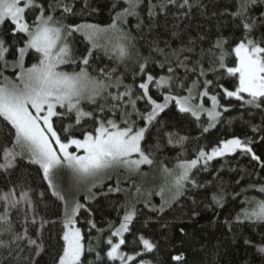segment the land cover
Instances as JSON below:
<instances>
[{
	"label": "snow or ice",
	"instance_id": "6c2138e0",
	"mask_svg": "<svg viewBox=\"0 0 264 264\" xmlns=\"http://www.w3.org/2000/svg\"><path fill=\"white\" fill-rule=\"evenodd\" d=\"M120 3L113 0L115 14L101 27L65 22L97 12L91 0H0V25H11L0 35V264H39L56 225L51 264H167L144 258L159 248L144 233L160 222L166 206L190 192L195 204L199 190L213 188L208 206H224L223 166L212 169L210 162L239 154L264 171V156L253 148L264 144V0H236L235 11L212 14L231 18L240 33L233 32L231 40L222 34L215 39L201 32L181 35L177 24L171 32L177 46L165 40L161 47L156 39L146 56L127 28L129 17L136 19L138 31L151 32L162 15L180 21L194 9L205 14L207 5L203 0H147L145 18V0H123L126 6L117 11ZM77 34L88 46L86 54L77 55ZM101 51L115 66L93 67L92 58ZM129 75L131 83H126ZM226 79L234 82L231 89ZM233 111L241 113V120L248 117L252 136L223 138L210 149L200 146L191 159L181 151L172 167L159 159L165 149L183 150L190 139H199L182 134L181 124L195 125L203 136L231 124L227 114ZM254 113L261 115L259 124L252 122ZM21 162L38 166L45 188L37 193L25 186V172L13 179ZM194 170L212 179L201 182ZM249 188L264 194V183ZM99 198L115 217L97 221L92 205ZM49 202L62 208L57 219L46 215ZM144 210L157 214L156 220ZM82 212L87 213L83 221ZM196 215L193 210L189 218ZM246 222L264 225V199L245 197L241 210L225 218L223 226L236 239V227ZM180 232L187 235L183 227ZM243 246L253 251L241 257V264H264V234L259 241L243 237ZM171 260L186 264L184 253Z\"/></svg>",
	"mask_w": 264,
	"mask_h": 264
},
{
	"label": "trees",
	"instance_id": "16d2710c",
	"mask_svg": "<svg viewBox=\"0 0 264 264\" xmlns=\"http://www.w3.org/2000/svg\"><path fill=\"white\" fill-rule=\"evenodd\" d=\"M112 2L113 0H91V5L98 9L97 12L91 15L85 14L83 16L69 18L65 22L92 23L104 27L111 23V17L115 14V12L110 11ZM146 2L147 0H145V8L142 12V15H145V18ZM203 2L207 5V11L205 14L202 15L199 9H194L190 18H183L180 21L175 20L171 14L166 17L162 15L158 18L156 26L151 32H149L147 28L142 32L138 31L134 27L137 22L136 19L134 17H129L127 28L131 30L133 37H135L136 47L141 55H148L149 42L156 39L160 41L161 47L164 46L163 42L165 40H171L172 46L176 47L179 41L171 39V32L177 24L179 25V29L182 30L181 35H187L190 33L192 36H195L198 32H201L208 33L212 39H215L218 34H222L231 40L233 32H235V35L237 36L240 34L238 31H235L234 25L230 22V17L212 15L214 12L220 13L225 9L235 11L236 0H203ZM125 6L123 0H121V3L116 10L119 11ZM10 27L11 25L8 23L0 25V35L6 33ZM207 46V43H205L204 47ZM87 47L86 42H84L82 37L77 34V42L75 43L77 55L86 54ZM229 59L231 60L232 57ZM29 62L31 61L29 60ZM92 64L93 67L115 66L114 62L104 56L102 51L96 53V56L92 58ZM130 67L131 62H129V68ZM65 70L72 71L73 69L71 66H66ZM123 70L124 69L121 66L120 71ZM156 71L159 72V69H156ZM131 79V75H129L125 82L131 83ZM223 83L225 87L231 89L234 82L230 79H226ZM221 102L224 104L228 103L226 99H222ZM240 114L239 111H233L227 114V119L231 120V124L218 125L203 136L200 135V130L196 128L195 125L189 127L187 124H181L180 128L182 134H188L193 138L199 137V139H190L183 150L180 148L173 149L169 147L165 149L163 153L159 154V159L163 160L168 167H172V165L176 163V157L181 151H184L186 158L191 159L194 158L195 153L200 146H206L210 149L223 138H230L233 135L240 137H244L245 135L252 136L251 129L245 122L248 117L245 116V119L241 120L239 119ZM165 118L168 117L165 116ZM204 120L206 121V118H204ZM260 121L261 115L259 113H254L252 122L259 124ZM90 123L91 122H87L85 126ZM256 139L259 140V137L257 136ZM253 148L257 155L264 156V144L256 143L253 145ZM221 166H223V171L220 175L228 192L224 206L222 208L208 206L210 203L211 192L214 190L213 188H209L207 192L199 190L194 196V199L196 200L195 204H193L192 199L189 198L193 196L191 192L186 196L180 197L177 203L171 207L165 208L164 212L159 213L161 217L159 223H154L149 230L145 231L144 234L146 238L153 239L159 245L156 252L144 257L146 260L159 259L161 261H166L167 264H178V262L171 260V256L184 253L186 264H212L213 260H217L218 264H241V257H244L246 254L249 256L251 255L253 250L251 248L246 249L243 246V237H249L253 238L255 241H259L261 234H264V225L250 224L247 222L240 224L235 229L238 238L234 239L233 233H229L227 228L223 226V221L225 218L235 217L236 213L241 210L242 201L245 197L264 199V194L249 188V185L251 184H256V187L258 188L259 183H264V171H262L259 165H256L255 162H251L249 157L239 154L225 159L217 158L210 162V168L212 169H220ZM253 168H255V171H253ZM20 172H25L27 174L28 184L25 186L30 185L37 193L42 188L46 187L42 182V175L38 170V166H28L25 162H21L20 168L13 174L14 180ZM194 173L196 178L201 182L212 179L208 173L203 172L202 170H194ZM213 175H215V172H213ZM237 180L240 181L239 185L236 184ZM241 189H246L247 191L238 199H233L232 197L235 193L240 192ZM80 198L81 202H84L83 197ZM154 204L159 207L160 202H155ZM92 207L97 209V221H101L102 217L105 216L108 219L115 217L114 212H108L106 209L103 198H99L97 201L93 202ZM61 210L62 208L58 202L56 204H51V202H49V208L46 210V215L49 219H57ZM193 210H195L198 215L190 219L189 217ZM41 211L45 212V209L42 207ZM144 211L147 215L152 216L153 221L156 220L157 214L147 213V210ZM86 216L87 213L82 212L80 217L81 221H83ZM144 218L146 217H142V219ZM13 219H17L15 213L13 214ZM215 221H218V223H214ZM164 223L169 224L168 229L161 227ZM139 227L140 225L137 224L133 231H137ZM181 227L184 228L187 235L180 232ZM58 229L59 225H56L55 228H51L52 239L47 241L46 247L48 251L41 255L39 258V264H51L50 254L55 251V233ZM85 231H87L86 228ZM47 236L48 232L46 231L45 237L47 238ZM128 240L131 241L132 236L129 235ZM205 249H207V251H205ZM214 250H218V257ZM125 251H131V248L125 249ZM209 253H212L211 260L209 259Z\"/></svg>",
	"mask_w": 264,
	"mask_h": 264
},
{
	"label": "rangeland",
	"instance_id": "374dc122",
	"mask_svg": "<svg viewBox=\"0 0 264 264\" xmlns=\"http://www.w3.org/2000/svg\"><path fill=\"white\" fill-rule=\"evenodd\" d=\"M206 118V117H205ZM211 130V129H210ZM142 168H143V170L144 171H148V166H142ZM81 197H83V194H81ZM155 199H156V201H155ZM160 202V204H161V200H160V197L159 196H155V197H153V202ZM154 202V203H155ZM168 206H166L165 208H167Z\"/></svg>",
	"mask_w": 264,
	"mask_h": 264
}]
</instances>
